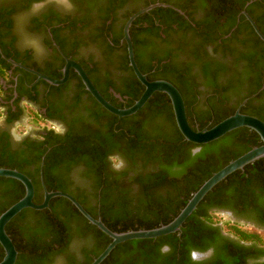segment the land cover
Returning a JSON list of instances; mask_svg holds the SVG:
<instances>
[{
  "label": "flooded vegetation",
  "instance_id": "1",
  "mask_svg": "<svg viewBox=\"0 0 264 264\" xmlns=\"http://www.w3.org/2000/svg\"><path fill=\"white\" fill-rule=\"evenodd\" d=\"M155 4L167 6L140 14L129 27L134 60L149 81L166 80L179 90L193 129L213 126L234 113L245 100L241 113L249 114V109L264 111L263 80L254 70L256 61L260 65L264 63V43L244 15L246 12L264 35V3L256 0H0V165H20L17 169L38 183L34 186V198H40L41 194L43 197L39 171L45 156L44 179L48 155L47 171L53 183L67 184V192L78 196L85 209L94 212L96 208L97 219H101V190L96 193L94 180L83 175L90 169L85 159L91 150L99 151L97 167L109 174L131 179L164 173L156 163V150L152 152L154 160L144 164L137 144L122 136L131 126L124 125L123 131L114 130L117 121L111 122L112 114L85 90L73 69L69 70L67 81L58 86L38 76L62 79L69 60L83 69L113 106L120 109L132 106L144 87L129 66L124 27L136 13ZM252 95L255 96L250 98ZM261 120L264 122V118ZM18 128L23 131L17 135ZM132 128L139 135L149 129L142 124ZM81 139L85 140L83 144L77 142ZM260 143L252 131L244 133L242 140L232 139L209 151L211 158L205 168L222 153L228 157L241 156ZM186 149V153L195 155L203 148ZM247 166L236 171L239 175L232 181L231 176L236 172L222 181L224 190L217 196L224 205L204 204L202 210L209 218L221 216L225 218L223 222L249 226L254 229L252 232L262 236L264 189L253 183V169ZM153 190L156 195L165 193L164 187ZM127 201L134 207L138 199L129 197ZM107 203L108 213L114 210V214L118 209L115 200L108 198ZM32 211H24L20 228L35 229ZM61 212V207L55 209L57 215ZM223 222L219 221L217 227ZM70 227L75 228L72 224ZM216 234L207 239L203 250L192 249L188 244L189 251L184 253L186 264H233L231 254L222 251L220 245L225 239H238L220 229ZM93 246L90 236L70 237L64 249L55 253L48 264H68L69 258L73 264H83L88 257L92 258ZM248 247L259 252L245 253L242 264H264V245H244V249ZM159 252L173 253L174 249L163 245ZM193 252L197 253L195 259ZM129 257L133 259L134 254L120 251L108 263L118 264Z\"/></svg>",
  "mask_w": 264,
  "mask_h": 264
},
{
  "label": "trees",
  "instance_id": "2",
  "mask_svg": "<svg viewBox=\"0 0 264 264\" xmlns=\"http://www.w3.org/2000/svg\"><path fill=\"white\" fill-rule=\"evenodd\" d=\"M245 1L247 2L248 0ZM256 2L264 3V0H256ZM254 68L255 71L261 74V79L263 80L262 86L264 87V63L260 65V62L256 61L254 63ZM245 108L243 110H245ZM247 112H249L247 115L255 116L260 120L264 118V111L261 109H249ZM109 117L111 122L117 121L116 123H118V127L114 129L115 131L116 129L122 130L124 125L127 127L128 125L131 126L128 132L122 130V136L128 137L133 144H137L138 152L142 156L143 161H146L144 164H148L149 161L154 160L152 152L156 150L158 155L156 163L160 165L164 172L162 175L157 174L150 178L138 177L129 179L125 177V175L109 174L106 170H103V168L97 167L99 165L97 159L100 157L98 155V150H91L90 154H87L88 156L86 155L85 164L90 169L83 175L86 178H92L94 180L96 183L94 186L96 193L97 190H101L100 217L104 225L113 232L153 229L168 224L178 215L181 209L184 208L188 200L201 185L215 172L229 163V161H227L228 158H231V162L240 157V155L228 157L227 154L222 153L218 157H215V162L211 163L208 169H206L205 167L211 158L209 151L212 149L217 150L220 144L226 143L232 139L242 140L243 134L251 131L247 128L234 130L217 140L218 142L213 145L207 144L198 146L189 143L184 140L177 129L169 98L167 95L163 97L159 93H155L144 108L131 117L121 120H118V118L113 115H109ZM225 118L226 117L221 120ZM160 121L162 123H159ZM140 124L149 127L148 131L143 135H139L138 131L132 128ZM162 127L165 128V131L162 130ZM112 133H114L113 130ZM252 133L256 137V140H260L255 132L252 131ZM77 142L83 144L85 140L81 139ZM261 144L262 142L260 145ZM260 145L255 146L257 147ZM193 146L202 147L203 149L195 155H191L190 152L186 153V148ZM250 149H247L241 155ZM126 153L130 155L133 154L130 151H126ZM48 159L49 155L46 157L44 167V183L47 190L49 192L60 191L68 193L67 184L61 181L53 183L54 180L50 178L47 171ZM198 161L204 165H199ZM19 166L17 164L8 165V167L0 165V168L20 171L17 169ZM247 168L253 169L251 174L253 183L259 184L264 189V159L254 162V164L247 166ZM25 175L32 180L34 186L38 184L29 174ZM236 175H239V172L233 174L231 179L228 178V180L230 179L232 181V178ZM224 185V182H221L207 194L199 204L197 210L193 212L183 224L180 234L175 233L157 239L136 240L120 244L102 264H109L108 261L115 259L116 254L120 251L126 252L129 255L134 254V260L129 257L128 260L118 264H186V256L184 253L189 251L186 246L189 244L192 249L203 250L207 239L214 238V235L219 229L238 239V241L225 239L220 245L222 251L231 254L234 259L233 264H242L246 256L245 253L247 252L258 254V249L251 247L244 249V245L251 243L258 246L264 245V240L260 234L247 230L241 225L232 223L231 221L223 222L221 226L217 227L219 224L218 217L213 215L209 218L202 210L204 204L210 206L224 205L225 202L217 196L221 194L219 192L224 190L222 189ZM159 187H161V189L164 187V195H156L154 192L153 189ZM134 190L135 194L131 195V192ZM24 193L25 189L20 182L0 177V215L14 203L19 201L24 196ZM181 196L183 200H180ZM111 197L115 200L114 205L118 207L114 214H112L114 210L112 213H108L107 202L108 198ZM129 197L138 199L134 207L133 205L130 207V201H127ZM42 198L41 194L40 198H34V202L40 204ZM74 198L83 206L78 196ZM162 198L166 200H161ZM174 200L177 202H173ZM49 206L47 210L32 211V219L35 220L34 225H36L34 230L30 231L25 227L20 228L18 226V224L22 222L21 218L25 210L13 218L6 226V232L12 239L18 252L15 264H48L55 253H59V251L64 249L70 237L83 239L89 236L94 240V246L91 250L92 258L88 257L83 264H91L111 242L108 236L103 234L95 226H92L66 199H52ZM57 207L62 208L60 215L55 213ZM85 210L92 217L97 219L95 216L96 208L94 212L90 209ZM169 214H171V217L168 216ZM162 215L164 216L160 218L159 216ZM71 224L75 227L74 229H71ZM163 245H170L171 248L174 249V252L167 254L160 253L159 247ZM3 256L4 251L0 246V261ZM72 260V258H69L68 264H73Z\"/></svg>",
  "mask_w": 264,
  "mask_h": 264
},
{
  "label": "water",
  "instance_id": "3",
  "mask_svg": "<svg viewBox=\"0 0 264 264\" xmlns=\"http://www.w3.org/2000/svg\"><path fill=\"white\" fill-rule=\"evenodd\" d=\"M158 6L166 7L167 5L155 4L141 10L140 12L136 13L133 17H131L124 27L123 40L127 44L128 55H129V66L132 68L138 81L144 87V91L142 95L139 97L138 100L134 102L132 106L123 109L113 106L111 103H109L107 100L103 98V96L93 85V83L88 78V76L83 71V69L77 63L69 60H66V65L64 67L62 79L54 80L43 75H38V76L40 78L45 79L51 85L58 86L64 84L67 81L69 70L73 69L81 78L85 90L94 98V100L103 109H105L107 112L111 113L112 115L118 118L130 117L136 114L139 110H141L144 107V105L149 101V99L155 93H163L167 95V97L170 100V104L172 107V111L178 131L180 132V134L182 135L185 141L198 146H203L215 142L220 138L224 137L225 135H227L228 133L240 128H247L255 132L259 136L262 144L260 146L250 149L249 151H247L237 159L229 162L219 171L215 172L191 196V198L188 200L184 208L181 209L178 215L168 224L161 225L153 229L130 230L126 232H113L110 229H108L104 225L101 219H96L92 217L71 194L60 191L49 192L45 186L43 179V165H44L45 156L42 157L40 164V171H39V181L43 191V200L40 204H36L34 202L35 188L33 182L28 176L14 169L0 168V177L16 180L20 182L25 189L24 196L19 201H17L12 206H10L8 209H6L0 215V246L3 248L4 251V256L0 261V264L16 263L18 252L16 250V247L12 239L6 232V226L11 222L13 218H15L23 210L31 209L34 211H43L49 208L50 201L55 198H63L69 201L91 225L95 226L98 230H100L103 234H105L111 239V242L104 249V251L98 257H96L91 263V264H102L110 256L112 251L122 243L128 241H136V240L157 239L163 236L180 232L181 227L186 222V220L197 209L198 205L203 201V199L207 196V194L211 192L219 183L224 181L232 173L239 170H243L245 166L254 163L260 159H264V122L255 116L243 114L240 112V107L243 106V104L247 100H245L232 115L226 117L217 124L209 128L195 130L190 126L188 122L186 116L185 104L179 90L172 83L166 80L149 81L146 75L140 72V70L138 69L135 63L133 56V47L129 36V27L132 21L137 16ZM244 15L246 16V19L250 23L251 27L253 28L255 34L264 43V35L260 32L255 22L246 14V12H244ZM10 62L16 65L14 62L12 61ZM254 96L255 95H252L250 96V98H253Z\"/></svg>",
  "mask_w": 264,
  "mask_h": 264
},
{
  "label": "rangeland",
  "instance_id": "4",
  "mask_svg": "<svg viewBox=\"0 0 264 264\" xmlns=\"http://www.w3.org/2000/svg\"><path fill=\"white\" fill-rule=\"evenodd\" d=\"M22 131H23L22 129H19V128H18V129L16 130L15 134H17V135H18V134H21ZM217 217H218L219 221H222V222H223V220H225V218H222L221 216H217ZM243 228H245V229H247V230H250V231H251V230H252V231L254 230V229L250 228L249 226H246V227H243ZM262 238H263V240H264V234H262Z\"/></svg>",
  "mask_w": 264,
  "mask_h": 264
},
{
  "label": "clouds",
  "instance_id": "5",
  "mask_svg": "<svg viewBox=\"0 0 264 264\" xmlns=\"http://www.w3.org/2000/svg\"><path fill=\"white\" fill-rule=\"evenodd\" d=\"M114 163L118 165L119 164V161L114 160ZM192 257H193V259H195L197 257V253L196 252H193L192 253Z\"/></svg>",
  "mask_w": 264,
  "mask_h": 264
}]
</instances>
